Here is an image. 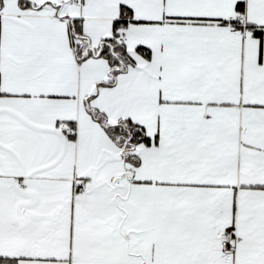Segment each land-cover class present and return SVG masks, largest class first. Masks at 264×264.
Listing matches in <instances>:
<instances>
[{"label":"snow or ice","instance_id":"6c2138e0","mask_svg":"<svg viewBox=\"0 0 264 264\" xmlns=\"http://www.w3.org/2000/svg\"><path fill=\"white\" fill-rule=\"evenodd\" d=\"M0 264H264V0H0Z\"/></svg>","mask_w":264,"mask_h":264}]
</instances>
